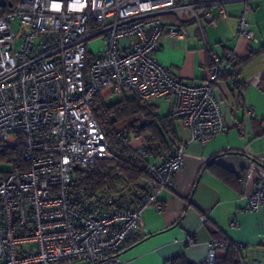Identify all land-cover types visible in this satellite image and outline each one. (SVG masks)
<instances>
[{
  "label": "built area",
  "instance_id": "built-area-1",
  "mask_svg": "<svg viewBox=\"0 0 264 264\" xmlns=\"http://www.w3.org/2000/svg\"><path fill=\"white\" fill-rule=\"evenodd\" d=\"M244 1L239 36L257 41L248 22L252 7ZM164 15L195 23L204 36L205 25L217 27L227 13L222 0H5L0 5V141L16 146L22 137L30 163L27 169L9 163V171L0 170V264H119L116 255L139 231L143 208L162 209L157 196L175 185L185 163L184 143L152 158L144 180L148 192L139 206L115 203L108 186L91 195L75 185L97 159H115L94 105L97 98L105 105L112 96L162 98L192 140L205 142L229 130L217 92L226 66L212 53L206 81L174 77L156 58ZM167 33L173 39L188 36L181 25H170ZM94 38L102 39L97 52L89 45ZM147 150L143 144L138 153ZM242 185L244 211L264 206V161L250 159ZM186 242L195 241L188 236ZM235 243L244 249V243ZM230 244L210 243L204 263L213 264L218 249ZM240 264H246L243 254Z\"/></svg>",
  "mask_w": 264,
  "mask_h": 264
},
{
  "label": "crops",
  "instance_id": "crops-1",
  "mask_svg": "<svg viewBox=\"0 0 264 264\" xmlns=\"http://www.w3.org/2000/svg\"><path fill=\"white\" fill-rule=\"evenodd\" d=\"M222 1L227 15L217 27L206 24L204 36L195 23H180L175 16L164 15L166 29L156 58L174 77L199 83L207 80L211 54H217L226 66L217 92L229 130L201 142L192 140L179 126L185 144L184 167L177 173L175 185L158 194L162 209L154 205L143 208L139 231L116 255L119 264H169L180 256L203 264L210 243L217 240L244 243L246 264H264V206L244 211L247 198L242 193L250 159L264 161V86L260 84L264 54L255 53L236 67L227 65L225 57L230 51L243 59L264 45V0H249L248 22L258 39L253 42L239 36L245 1ZM211 11L218 13L216 7ZM170 25L185 27L188 36L173 39L167 33ZM188 236L193 244L186 242ZM226 255V248L218 249L219 258Z\"/></svg>",
  "mask_w": 264,
  "mask_h": 264
},
{
  "label": "trees",
  "instance_id": "trees-1",
  "mask_svg": "<svg viewBox=\"0 0 264 264\" xmlns=\"http://www.w3.org/2000/svg\"><path fill=\"white\" fill-rule=\"evenodd\" d=\"M255 53L264 54V45L243 59H237L234 55V59L226 60L227 65L236 67ZM233 61L236 62L233 64ZM225 74L226 71L222 77ZM260 84L264 86V76ZM94 105L101 123L106 128L107 139L115 159H97L84 176L78 174L75 185L91 195L102 193L108 186L114 195L115 203L139 206L148 192L144 180L152 158L169 154L182 143L178 121L169 108L167 112H161L160 105L154 102V99L139 95L125 96L110 105L103 104L97 98ZM143 144L148 150L146 155L140 156L138 151ZM24 153L22 137L16 146H7L0 141V170H3L4 164L9 163L19 169L29 168L30 163L25 159ZM242 254L243 250L232 242L227 247V255L223 258L217 257L213 264H240ZM172 264L195 263L180 256L174 259Z\"/></svg>",
  "mask_w": 264,
  "mask_h": 264
},
{
  "label": "rangeland",
  "instance_id": "rangeland-1",
  "mask_svg": "<svg viewBox=\"0 0 264 264\" xmlns=\"http://www.w3.org/2000/svg\"><path fill=\"white\" fill-rule=\"evenodd\" d=\"M89 45H90V48L92 50H94L95 52H97L98 50H100V48L102 46V39L101 38H94V39L90 40ZM97 55H99V54H97ZM117 101H118V98L116 96H112L110 98V102L112 104L117 103ZM154 102H157L160 105L161 112H167L168 111V108H169L168 102H166L162 98L159 99V100L154 99ZM9 169H10V165L4 164L3 170L4 171H9Z\"/></svg>",
  "mask_w": 264,
  "mask_h": 264
},
{
  "label": "water",
  "instance_id": "water-1",
  "mask_svg": "<svg viewBox=\"0 0 264 264\" xmlns=\"http://www.w3.org/2000/svg\"><path fill=\"white\" fill-rule=\"evenodd\" d=\"M0 5L4 6L5 5V0H0Z\"/></svg>",
  "mask_w": 264,
  "mask_h": 264
}]
</instances>
